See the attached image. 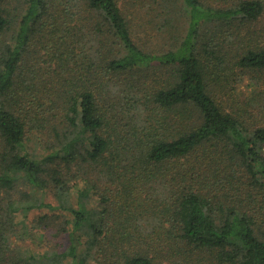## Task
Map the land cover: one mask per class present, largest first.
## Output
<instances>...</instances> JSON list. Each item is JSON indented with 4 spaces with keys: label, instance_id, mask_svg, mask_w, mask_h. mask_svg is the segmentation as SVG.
I'll return each mask as SVG.
<instances>
[{
    "label": "trees",
    "instance_id": "1",
    "mask_svg": "<svg viewBox=\"0 0 264 264\" xmlns=\"http://www.w3.org/2000/svg\"><path fill=\"white\" fill-rule=\"evenodd\" d=\"M0 264H264V0H0Z\"/></svg>",
    "mask_w": 264,
    "mask_h": 264
},
{
    "label": "rangeland",
    "instance_id": "2",
    "mask_svg": "<svg viewBox=\"0 0 264 264\" xmlns=\"http://www.w3.org/2000/svg\"><path fill=\"white\" fill-rule=\"evenodd\" d=\"M34 148H36V146H34L33 143H29L28 149L33 150ZM48 201L53 202L52 198H50V197H48ZM37 213H39V212H33V214H31L30 217H32L33 215H36ZM33 234H34V237L32 238V240L29 238L28 240L26 239L24 241H18L17 244L21 245L22 247H28V248L31 247L33 250L36 249L38 247L37 244L39 243V241H37V240H40V238H39V235H37V232L34 231ZM63 242L65 244V240H63Z\"/></svg>",
    "mask_w": 264,
    "mask_h": 264
}]
</instances>
